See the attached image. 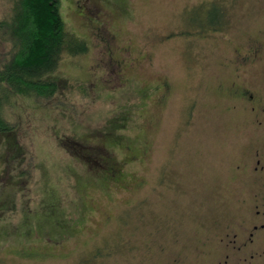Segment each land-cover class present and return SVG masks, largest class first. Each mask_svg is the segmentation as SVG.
<instances>
[{
    "label": "rangeland",
    "instance_id": "rangeland-1",
    "mask_svg": "<svg viewBox=\"0 0 264 264\" xmlns=\"http://www.w3.org/2000/svg\"><path fill=\"white\" fill-rule=\"evenodd\" d=\"M60 13L89 47L63 58L52 98L3 110L0 264H219L248 197L229 60L258 34L252 0H60Z\"/></svg>",
    "mask_w": 264,
    "mask_h": 264
},
{
    "label": "trees",
    "instance_id": "trees-1",
    "mask_svg": "<svg viewBox=\"0 0 264 264\" xmlns=\"http://www.w3.org/2000/svg\"><path fill=\"white\" fill-rule=\"evenodd\" d=\"M0 20V131L10 126L3 110L13 98H52L59 91L53 76L66 55L85 54L88 43L66 26L60 0H11ZM215 16L206 15L211 27Z\"/></svg>",
    "mask_w": 264,
    "mask_h": 264
},
{
    "label": "flooded vegetation",
    "instance_id": "flooded-vegetation-1",
    "mask_svg": "<svg viewBox=\"0 0 264 264\" xmlns=\"http://www.w3.org/2000/svg\"><path fill=\"white\" fill-rule=\"evenodd\" d=\"M252 5L258 34L246 44L234 43L229 60L238 80L231 85L230 95L246 113L252 138L242 147L238 166L248 197L242 201L241 219L223 233L219 264H264V0H252ZM209 11L215 13L212 29L225 28L223 12L218 8Z\"/></svg>",
    "mask_w": 264,
    "mask_h": 264
}]
</instances>
